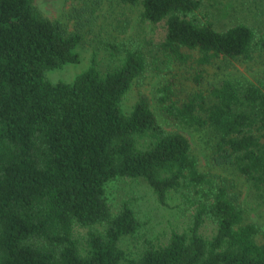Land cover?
<instances>
[{"label": "trees", "instance_id": "1", "mask_svg": "<svg viewBox=\"0 0 264 264\" xmlns=\"http://www.w3.org/2000/svg\"><path fill=\"white\" fill-rule=\"evenodd\" d=\"M65 1L63 21L0 0V264H264V75L229 72L264 66V0ZM160 23L156 41L139 25ZM84 42L90 65L51 81ZM119 178L180 223L141 232Z\"/></svg>", "mask_w": 264, "mask_h": 264}, {"label": "rangeland", "instance_id": "2", "mask_svg": "<svg viewBox=\"0 0 264 264\" xmlns=\"http://www.w3.org/2000/svg\"><path fill=\"white\" fill-rule=\"evenodd\" d=\"M38 7L44 12L46 16L51 18H62L65 21L64 12L69 8L70 2L65 0H35ZM118 11L126 12L133 19L135 18L137 9H130V7L119 6ZM116 25V24H115ZM144 27L146 36L156 41L164 35L163 23L157 25L139 24ZM78 51L81 54V61L79 63H67L59 69H54L48 72V77L51 81H72L75 76L82 72L90 65L91 57L95 51L94 47L84 42L78 46ZM97 61L101 63L103 67H106L109 59H106L107 52L104 49H97ZM108 60V61H107ZM233 65L229 68V72L234 73L236 76L244 75V78L256 79L261 74V69L264 66L259 61L250 62H232ZM159 78L151 71L145 73V75L138 81H136L131 90L127 93L124 100V107L130 109L133 103L138 98L140 92L146 94L150 93L153 89L156 81ZM196 141L198 139L196 138ZM198 147V144H196ZM110 201L114 204L121 198L129 197L132 199L133 205L138 211L139 217L143 222L141 232L155 237L159 233H164L169 228V224L178 225L181 221V217L178 214V209L162 207L155 200L150 190L142 182H134L127 178H119L114 180L108 188ZM171 202H174L172 200ZM125 246L128 248H134L135 242L130 239H125Z\"/></svg>", "mask_w": 264, "mask_h": 264}]
</instances>
